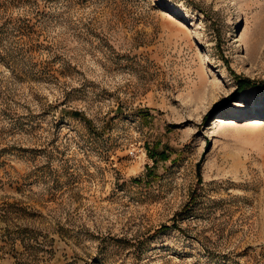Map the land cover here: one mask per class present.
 <instances>
[{"label":"rangeland","instance_id":"rangeland-1","mask_svg":"<svg viewBox=\"0 0 264 264\" xmlns=\"http://www.w3.org/2000/svg\"><path fill=\"white\" fill-rule=\"evenodd\" d=\"M0 264H264V0H0Z\"/></svg>","mask_w":264,"mask_h":264},{"label":"bare ground","instance_id":"bare-ground-1","mask_svg":"<svg viewBox=\"0 0 264 264\" xmlns=\"http://www.w3.org/2000/svg\"><path fill=\"white\" fill-rule=\"evenodd\" d=\"M251 100V99H250ZM249 110V108L247 107L246 103H240L238 104L232 111H231V116L233 117H241L242 115H244L247 111ZM219 119L215 120V123H212L210 129L216 128L217 125L219 124ZM218 128V127H217Z\"/></svg>","mask_w":264,"mask_h":264},{"label":"trees","instance_id":"trees-1","mask_svg":"<svg viewBox=\"0 0 264 264\" xmlns=\"http://www.w3.org/2000/svg\"><path fill=\"white\" fill-rule=\"evenodd\" d=\"M236 79H237V87H236L235 94L239 93L240 91H243L246 88L253 87L256 84L247 78H236Z\"/></svg>","mask_w":264,"mask_h":264}]
</instances>
